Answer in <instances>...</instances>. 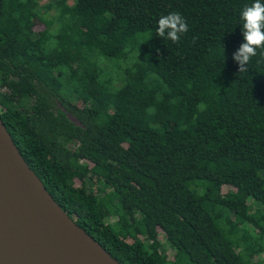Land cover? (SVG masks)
Segmentation results:
<instances>
[{"label": "trees", "instance_id": "obj_1", "mask_svg": "<svg viewBox=\"0 0 264 264\" xmlns=\"http://www.w3.org/2000/svg\"><path fill=\"white\" fill-rule=\"evenodd\" d=\"M252 2L0 0V116L122 264H264V59H233Z\"/></svg>", "mask_w": 264, "mask_h": 264}, {"label": "water", "instance_id": "obj_2", "mask_svg": "<svg viewBox=\"0 0 264 264\" xmlns=\"http://www.w3.org/2000/svg\"><path fill=\"white\" fill-rule=\"evenodd\" d=\"M0 264H122L55 200L1 116Z\"/></svg>", "mask_w": 264, "mask_h": 264}, {"label": "clouds", "instance_id": "obj_3", "mask_svg": "<svg viewBox=\"0 0 264 264\" xmlns=\"http://www.w3.org/2000/svg\"><path fill=\"white\" fill-rule=\"evenodd\" d=\"M240 20L244 42L233 54V59L239 64V73H245L252 58L264 59V0H253L250 5H245ZM187 31L188 25L179 12L162 15L158 20L159 37L179 43L181 35Z\"/></svg>", "mask_w": 264, "mask_h": 264}]
</instances>
